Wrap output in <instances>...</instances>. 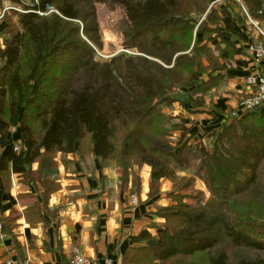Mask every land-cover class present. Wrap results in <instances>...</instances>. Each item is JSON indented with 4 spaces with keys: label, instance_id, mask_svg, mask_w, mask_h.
<instances>
[{
    "label": "trees",
    "instance_id": "1",
    "mask_svg": "<svg viewBox=\"0 0 264 264\" xmlns=\"http://www.w3.org/2000/svg\"><path fill=\"white\" fill-rule=\"evenodd\" d=\"M28 1L24 13L13 12L15 22L6 20L9 36L0 49V135L6 136L9 127H17L20 135L19 150L5 152L0 171L9 163L25 182L50 192L56 155L90 150L117 168L122 185L130 176L137 186L131 166L150 167V195L162 179L170 181L175 204L156 212L167 226L156 231L158 239L141 232L140 245L146 248L129 249L124 264H131L132 253L133 264L198 255L206 264H229L227 253L216 250L222 239L264 251V108L220 125L207 135L209 147L187 138L184 121L162 111L183 102L173 95L197 87L203 92L198 76L217 65L193 40L195 20L206 11L207 0H113L125 10L129 48L141 56H113L106 62L97 61L94 47L80 37L99 48L90 35L98 31L92 4ZM241 1L250 16L260 12L259 0ZM46 6L57 13L36 12L46 13ZM75 21L83 22L82 29ZM174 132H180L178 139ZM33 164L36 172L30 170ZM196 180L217 200L207 205L198 193L197 199L186 197L197 206L184 202L180 190L194 189ZM235 264H264V255Z\"/></svg>",
    "mask_w": 264,
    "mask_h": 264
},
{
    "label": "crops",
    "instance_id": "2",
    "mask_svg": "<svg viewBox=\"0 0 264 264\" xmlns=\"http://www.w3.org/2000/svg\"><path fill=\"white\" fill-rule=\"evenodd\" d=\"M28 4V0H0V49L6 38L8 11L16 12ZM254 13L256 17L250 16L241 0H207L206 11L195 20L193 40L218 62L198 76L203 92L195 90L198 87L189 89L182 93V103L169 106L193 139L207 138L229 123L240 100L257 88L248 79H264V56L256 54L257 47L264 51V16L257 10ZM204 65H208L205 60ZM19 136L17 127L8 128L0 158L7 150L20 148ZM54 161V190L50 192L39 183L25 182L11 171L9 163L0 171L4 235L0 264H69L74 249L98 264H124L125 253L140 245V233L163 222L156 216L157 210L175 204L171 197L176 193L167 179L150 195L151 169L146 165L136 169L137 186L133 187L130 176L122 185L114 165L96 158L90 150L58 153ZM30 168L36 172L38 165ZM133 195L137 204L130 200Z\"/></svg>",
    "mask_w": 264,
    "mask_h": 264
},
{
    "label": "rangeland",
    "instance_id": "3",
    "mask_svg": "<svg viewBox=\"0 0 264 264\" xmlns=\"http://www.w3.org/2000/svg\"><path fill=\"white\" fill-rule=\"evenodd\" d=\"M86 2H89L94 6L95 10V22H96V28H98V31L96 33H90L91 36L97 37V44L99 45L98 47H95L93 44H90L87 42V39L84 38L83 35L80 37L82 38L83 41H85L87 44L91 45L95 49V59L99 62H106L108 61L111 57L113 56H119V55H126V56H141L139 55L136 49L129 48V38L127 36V32L129 28L127 27V22H126V15H125V10L123 7H121L119 4L114 3L113 0H84ZM84 5V4H83ZM88 8V7H84ZM22 11H24V8H17ZM16 9V10H17ZM10 14L7 17L8 20H10L11 17L14 19L15 16L11 11H8ZM25 12V11H24ZM14 20L12 19L11 22ZM90 22V21H88ZM75 25L77 28L82 29L83 22L81 21H75ZM92 30V29H91ZM3 32V31H2ZM12 33V30L9 31V34ZM3 35L8 38V34L3 32ZM4 38V39H6ZM204 58V57H203ZM1 66V63H0ZM242 100V99H241ZM240 100V101H241ZM168 107V106H166ZM165 106L163 107L162 111L164 114H167L169 116H173L171 114L170 108H167V111L165 110ZM174 117V116H173ZM230 122V121H229ZM177 124V122H173L172 124ZM180 135V132H174L172 134V137L175 139H178ZM188 136V135H187ZM189 139H193L190 137H187ZM192 141V140H191ZM196 143H198L196 141ZM202 144L206 147L211 146L212 140L211 139H202ZM196 144H193L194 146ZM133 168V172L135 174L136 169L135 166H131ZM117 169V168H116ZM118 171V170H117ZM119 173V172H118ZM120 175V174H119ZM121 177V175H120ZM194 189H183L180 190L179 195H182L183 201L187 203H193L194 206L198 205V202L195 200L194 202L189 200L186 197H193L196 198L198 197V193H200V197L203 199L205 204H209L212 201H216L215 197H212L210 193L207 191L206 187L200 180L194 181ZM197 199V198H196ZM209 207V206H207ZM169 225V224H168ZM167 226L164 222H155L154 224L151 225L150 227V235L156 239L159 237L157 236L156 231L159 228H164ZM219 247H217L216 250H221L223 249L225 253L229 256V264H235L237 261L240 259H252V257H255L257 255H264V251L262 252H255V251H250L245 248L241 247H233L227 239H222L220 241ZM143 248H146L147 244L146 243H141L139 245ZM155 251H151V257H155L156 255ZM135 257V253H132L129 257V262L133 264ZM150 261L147 264H161L159 262L153 261L154 258H149ZM164 264H206V258L205 256L198 255L194 257H182V258H176L173 260L168 261L167 263Z\"/></svg>",
    "mask_w": 264,
    "mask_h": 264
},
{
    "label": "built area",
    "instance_id": "4",
    "mask_svg": "<svg viewBox=\"0 0 264 264\" xmlns=\"http://www.w3.org/2000/svg\"><path fill=\"white\" fill-rule=\"evenodd\" d=\"M35 3L37 1L35 0ZM259 4L261 5L260 9V15L264 16V0H259ZM6 9H3L2 16L5 14ZM46 13L38 12L36 11L39 15H51L52 13H57L53 8L51 9L50 7L46 6L45 7ZM16 12H21L24 13V11L17 9ZM247 15V13H246ZM1 16V17H2ZM256 54L258 57L264 56V51L261 47L256 48ZM248 82L251 84H256V90L253 92L248 93V95L243 98L240 103L238 108L231 113L230 115V121L233 119H240L243 116H245L249 111L254 110V109H261L263 108L264 105V79H256L254 78H249ZM257 82V83H256ZM13 150L17 152L19 150L18 147H14ZM130 200L132 203L137 204V198L135 195L130 197ZM4 237L3 235V228L2 225L0 224V239ZM107 264L109 262H106ZM7 264H12L11 262H7ZM69 264H98L96 261H92L90 258L85 257L84 254L78 250L74 249L71 253V259L69 261Z\"/></svg>",
    "mask_w": 264,
    "mask_h": 264
},
{
    "label": "water",
    "instance_id": "5",
    "mask_svg": "<svg viewBox=\"0 0 264 264\" xmlns=\"http://www.w3.org/2000/svg\"><path fill=\"white\" fill-rule=\"evenodd\" d=\"M184 98V96L182 94H176V95H173V99L178 102V101H182ZM6 142V137L5 136H1L0 135V147L3 146V144H5Z\"/></svg>",
    "mask_w": 264,
    "mask_h": 264
}]
</instances>
